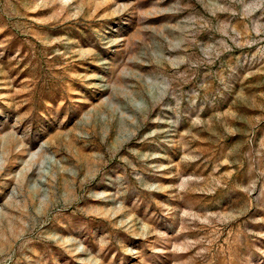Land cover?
Masks as SVG:
<instances>
[{"label":"rangeland","instance_id":"1","mask_svg":"<svg viewBox=\"0 0 264 264\" xmlns=\"http://www.w3.org/2000/svg\"><path fill=\"white\" fill-rule=\"evenodd\" d=\"M0 264H264V0H0Z\"/></svg>","mask_w":264,"mask_h":264}]
</instances>
